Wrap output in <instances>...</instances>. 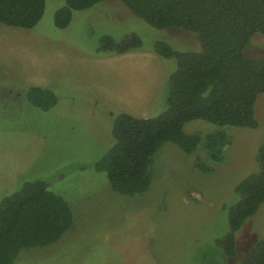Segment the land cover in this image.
Wrapping results in <instances>:
<instances>
[{
  "label": "rangeland",
  "instance_id": "1",
  "mask_svg": "<svg viewBox=\"0 0 264 264\" xmlns=\"http://www.w3.org/2000/svg\"><path fill=\"white\" fill-rule=\"evenodd\" d=\"M66 0H46L32 29L0 24V202L27 181L43 180L73 212V227L56 244L24 248L14 264H241L264 238V205L237 233V255L216 245L229 232L224 204L236 186L257 170L264 140V94L256 103V129L218 127L204 120L184 126L187 134L222 129L230 137L222 162L200 144L193 154L165 143L154 156L149 190L133 197L115 192L98 161L113 146L114 117L153 118L166 109L168 77L175 59L152 52L159 41L179 52L199 51L198 36L157 30L130 13L120 0L76 11L71 24H55ZM135 34L144 49L128 56L100 53L101 39ZM245 54L264 57L256 34ZM57 96L49 110L33 106L29 87ZM200 159L212 171L195 166Z\"/></svg>",
  "mask_w": 264,
  "mask_h": 264
},
{
  "label": "trees",
  "instance_id": "2",
  "mask_svg": "<svg viewBox=\"0 0 264 264\" xmlns=\"http://www.w3.org/2000/svg\"><path fill=\"white\" fill-rule=\"evenodd\" d=\"M108 0H66L57 11L55 24L67 28L76 11ZM137 18L157 30L177 29L198 36L199 51L179 52L164 41L151 50L159 57L175 59L177 69L168 77L166 109L153 118L127 113L114 117V144L96 163L111 188L124 196L146 193L152 184L154 156L168 142L193 154L202 144L209 158L222 162L230 137L217 129L206 136L187 134L184 126L204 120L220 128L256 129L255 107L264 94V57L253 59L245 49L256 34L264 36V0H120ZM46 0H0V24L18 28L36 27L45 14ZM100 53L121 55L144 49L139 36L120 42L107 35ZM29 102L49 110L57 104L48 87H29ZM257 170L235 188L233 204H224L229 232L216 241L226 256L237 255V233L264 205V140L257 152ZM204 172L212 168L196 160ZM69 203L43 180L25 182L0 202V264H14L24 248L47 247L59 242L73 227ZM241 264H264V238L255 242Z\"/></svg>",
  "mask_w": 264,
  "mask_h": 264
},
{
  "label": "crops",
  "instance_id": "3",
  "mask_svg": "<svg viewBox=\"0 0 264 264\" xmlns=\"http://www.w3.org/2000/svg\"><path fill=\"white\" fill-rule=\"evenodd\" d=\"M130 53H132V52H128V53H126V54H121L120 57H122V56H125V57H126V56H128Z\"/></svg>",
  "mask_w": 264,
  "mask_h": 264
}]
</instances>
